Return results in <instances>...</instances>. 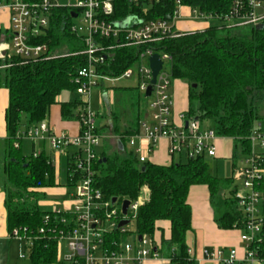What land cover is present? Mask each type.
I'll return each mask as SVG.
<instances>
[{"label":"trees","instance_id":"trees-1","mask_svg":"<svg viewBox=\"0 0 264 264\" xmlns=\"http://www.w3.org/2000/svg\"><path fill=\"white\" fill-rule=\"evenodd\" d=\"M7 1L0 0V5ZM180 2L212 15H222L229 8L228 0ZM112 5L110 21H122L132 13L151 20L171 19L176 8L175 0H159L147 7L127 0H112ZM70 10L67 6L54 8L45 32L30 39V44H47V56L32 60L11 53L0 58V87L8 93L4 112L6 135L0 138V174L4 175L2 188L8 232L15 227H25L35 233L43 226L42 218L48 210H41L37 200L25 203L22 198L27 194L45 195L46 188L56 185V166L44 152L25 155L19 147L13 146L18 133L45 120L53 104L58 105L63 120L76 118L74 109L81 101L79 98L73 102L58 99L63 90L75 91L74 79L86 64L85 56L80 54L84 49L82 37L70 29L73 24ZM233 30L212 25L177 37L165 36L143 46H119L120 40L113 38H96V41L105 47L113 46L107 50L108 64L104 69L114 76L132 66L145 46L159 54H168L171 78L186 82L189 102L197 101L196 111L189 106L186 115L197 120L211 119L216 135L232 141L234 166L237 151H249L252 130L264 131V115L257 111L258 105L264 102V29L247 27L239 34L231 33ZM2 37L7 41L10 34L5 35L0 29V39ZM193 84L196 87H192ZM117 88L132 89L130 86ZM141 118L143 113L138 110L133 127L129 126L124 130L125 135L122 134L121 150L98 154L93 164L95 181L106 199L116 197L118 203L124 199L140 200L134 219L137 234L152 237L156 223L168 221L169 237L162 238L156 245L160 258L167 259L170 264H196L185 241L186 233L191 230L188 189L192 185H205L215 223L221 229H232L239 227L244 219L231 196L232 179L211 174L205 158H180L176 162L172 159L167 165L147 161L140 165L125 142L138 131ZM70 161L66 159L64 186L72 185L74 180L68 176ZM250 248L255 250L259 260H264V228L261 238ZM28 258L29 264L56 263L57 244L53 236L47 232L35 240Z\"/></svg>","mask_w":264,"mask_h":264},{"label":"built area","instance_id":"built-area-1","mask_svg":"<svg viewBox=\"0 0 264 264\" xmlns=\"http://www.w3.org/2000/svg\"><path fill=\"white\" fill-rule=\"evenodd\" d=\"M136 6H152L159 0H127ZM228 11L222 15L205 14L197 8L183 6L180 0H175L176 8L171 19H146L144 16L132 13L122 21H110L113 13L112 0H74L73 4L65 5L70 14L81 16L87 24L88 33L79 34L75 23L70 26L72 32L82 37L84 49L80 51L86 58V64L80 68L74 79L75 92L79 95L77 106V121L79 133L70 136L65 132L56 133L51 130L45 120L23 129L17 135L40 141L47 140L50 147L58 154L71 159L68 172L70 185L68 202L63 208L48 210L43 215V226L35 233L25 227H15L8 232V238L20 245L18 256L24 257L20 243L25 242L27 256L35 240L50 233L57 244L56 264H143L146 258L158 257L153 237L129 232L127 224L134 222L140 200L129 201L126 214L121 212V204H112L111 198H104L95 181L93 164L98 157L97 146L100 135L95 126L96 113L88 106V97L94 87L104 89L114 85L121 79L135 78L138 90L146 99V114L138 121V131L126 139V144L133 151L141 165L149 161L157 141L166 138L167 154L170 158H205L216 155V140L218 136L213 128H201L199 120L189 117L186 112L178 114L179 122L172 119L173 99L170 93V56L159 54L153 48L145 46L138 53V58L132 66L119 75L105 73L108 64L107 50L113 46H103L96 38H113L120 40L119 46H143L159 41L161 38L177 37L184 33L199 31H174V18L179 15L181 7H185L196 16L226 21V28L262 26L264 29V0H228ZM64 5L56 0H38L28 3L23 0H8L0 5L9 13L7 41H0V58L11 53L24 59L37 60L47 56L48 46L45 43L30 44L31 38L42 35L48 28L52 10ZM72 19L74 17H71ZM231 19H240L237 24H231ZM118 24V26H117ZM227 25V26H226ZM157 53L161 60V68L155 82L150 83L152 75L149 68V57ZM151 86L149 96L146 89ZM250 149L242 155L244 165L241 168V186L234 185L231 194L236 209L244 216L239 227V239L243 243V256L239 264H255L259 260L255 250L250 245L259 240L264 228V131L254 128L249 137ZM15 148L19 143H14ZM38 153H33L36 156ZM235 165L233 166V171ZM234 184L235 176L231 177ZM127 220L120 226L121 220ZM130 234L131 242L125 239ZM150 237V238H149ZM65 241L62 256L59 254V244ZM154 248L156 249L154 251ZM188 253L191 250L188 249ZM207 258L219 260L223 264L235 262L236 250L230 249L227 258L222 259L221 249H205ZM191 255V254H190Z\"/></svg>","mask_w":264,"mask_h":264},{"label":"rangeland","instance_id":"rangeland-1","mask_svg":"<svg viewBox=\"0 0 264 264\" xmlns=\"http://www.w3.org/2000/svg\"><path fill=\"white\" fill-rule=\"evenodd\" d=\"M60 5H70L74 3V0H56ZM1 9V8H0ZM1 11V10H0ZM81 16L78 15L74 17L72 21L75 23L77 31L79 34L86 35L88 33L87 24L81 20ZM240 19H231V24H237L240 22ZM227 24L226 21H220L213 18L199 17L196 16L195 13H190L189 10L185 7H181L179 11V15L174 18V31L180 32L185 30H195V29H203L204 27L212 26V25H222ZM227 26V25H226ZM4 28V25L2 26ZM247 30V27H235L231 32L233 34H239ZM5 35L8 33L7 30L2 31ZM3 40V37L0 41ZM122 86H130L132 89H128L124 91L117 87ZM187 83L182 80H171L170 82V93L172 99L175 100L176 96L183 93L184 88H186ZM79 95L73 90H63L58 99L64 102H73L75 99H78ZM138 101V104L135 103ZM132 105V106H131ZM88 106L91 111L96 113L95 117V126L99 129L109 126L108 129H105L102 132V135L105 140L100 138V146L105 145V141L109 146L115 148V141L121 140L122 134H124V130L129 128V126L133 127L134 120L137 116V112L139 110L140 113H143V116L146 114L147 105L146 99L143 94L138 90L137 83L135 78L130 79H121L116 82L113 86L109 85L104 89H100L99 87H94L91 89L89 97H88ZM189 106L192 110L196 111L197 101L192 99L190 101ZM116 111L114 113L109 112ZM257 111L260 114L264 115V102L258 105ZM74 112L77 113V108L74 109ZM58 116V107L57 104H53L48 111L46 120L51 117L55 119ZM128 120L129 125H126L125 122ZM124 122V123H123ZM110 123V124H109ZM125 125V126H124ZM199 125L201 128H213V121L211 119H201L199 120ZM124 126V130H122ZM126 138V137H125ZM124 138V139H125ZM127 139V138H126ZM40 140H30L22 137L14 141V143H19L21 148V153L25 155H31L37 148H33V146L38 147V143ZM45 142V150L44 153L49 155H57L60 158V164L56 166V177L55 183L56 185L49 188V190L45 193V195L41 194H31L28 196H24L22 201L25 203H30L34 200H37L38 206L41 210H52L57 208H63L64 205L68 202V191L71 189L70 186H64L63 183L66 180V163L65 157L61 154H58L55 150H53L48 144L47 140ZM216 146L220 149L218 153L221 155L219 158H211L205 157V161L207 162L208 170L211 174L219 177V178H227L228 176L232 177L234 174L235 180L234 184L237 187L241 186V168L244 165L242 162V155L237 151L236 159H235V170L233 171V162L231 159V147L232 141L230 139L223 140L217 139ZM126 148L129 150V146L127 144ZM39 154V153H38ZM175 162L178 161V156H174L172 158ZM183 160V159H182ZM55 163H58L55 160ZM61 184V185H60ZM227 195L229 191L225 192ZM127 230L129 232H135L134 222H129L127 224ZM150 238V237H149ZM125 239L129 242L133 240L130 234L125 236ZM18 242L13 240L11 245L9 246V251L6 250L3 257L0 258V264L2 261L6 260V254L8 255L9 263L11 264H29V258L27 256V251L25 248V242L23 241L21 244L22 250L24 252V257H18ZM65 249V241L63 240L59 244V254L62 256Z\"/></svg>","mask_w":264,"mask_h":264},{"label":"crops","instance_id":"crops-1","mask_svg":"<svg viewBox=\"0 0 264 264\" xmlns=\"http://www.w3.org/2000/svg\"><path fill=\"white\" fill-rule=\"evenodd\" d=\"M0 29L7 30L9 27V13L6 9H0ZM4 25V28L2 27ZM206 28V27H204ZM203 28V29H204ZM202 30V29H200ZM191 31V30H185ZM9 33V31H8ZM8 102V93L4 87H0V138H4L6 135L5 132V119L4 112ZM189 100H188V85L184 88L183 93L180 92L179 95L176 96L175 100L173 99V107H172V119L175 122H179L178 114L182 112H186L189 108ZM58 107V105H57ZM110 113H116L109 112ZM48 126L52 131L59 133L65 132L70 136H75L79 133V123L76 118L63 120L59 113L58 107V116L53 119L49 118L45 119ZM124 123V122H123ZM110 124V123H109ZM126 125H129L128 120L125 122ZM110 126V125H109ZM109 126L104 128H97L98 134L100 138L103 140L104 137L102 132L105 129H108ZM125 126V125H124ZM122 128L124 130L125 128ZM217 139L228 140L227 138L218 137ZM45 142L40 141L38 143V147L33 146V148H37L35 153L44 152ZM126 144V142H125ZM167 145L168 141L166 138H161L157 141L152 153L149 155L148 160L151 163L159 164V165H167L172 161L167 154ZM19 148H21L19 144ZM122 145L119 140L115 141V148H112L105 141V145L97 146V153L99 154L102 151H106L107 153H113L117 150H121ZM128 150V149H127ZM130 150V148H129ZM219 148L216 146V155L212 158H219L221 155L219 152ZM232 154V147L230 150ZM51 162L58 166L60 164L59 156L49 155L48 156ZM55 160L58 163H55ZM66 163V157H65ZM233 166V164H232ZM230 177V176H228ZM4 181V175L0 174V258L4 256L6 250L9 251V246L11 245L12 239H9L7 222H6V208H5V193L2 188V183ZM61 185V184H60ZM50 187L45 189V193L49 190ZM187 202L191 209V230L186 233L185 241L188 246V249L191 250V256L193 257L196 264H223V262L211 258H207L203 254V250L208 249H221L222 254L221 258L225 259L229 255L230 249L236 250L235 262L233 264H239L240 259L243 256V243L240 241V230L238 228L232 229H221L217 226L214 221L213 211L209 203V193L208 189L205 185H192L189 187L187 192ZM47 211V210H44ZM157 229L154 231L152 237L155 245H159L162 238H168L170 234V227L168 221H158L156 223ZM20 250V245L18 244V253ZM19 257V256H18ZM2 264H11L8 260V255L6 254V260L2 261ZM56 264V263H53ZM143 264H170L169 261L165 258H160L159 256L156 258H146ZM255 264H264V261H258Z\"/></svg>","mask_w":264,"mask_h":264},{"label":"water","instance_id":"water-1","mask_svg":"<svg viewBox=\"0 0 264 264\" xmlns=\"http://www.w3.org/2000/svg\"><path fill=\"white\" fill-rule=\"evenodd\" d=\"M70 15H71V17H75V14H73V13H71ZM117 26H118V24H117ZM256 29H262V26H257ZM148 63H149V68L151 70V75H152L150 83L153 84L155 82V78L157 76V73L161 68V60L159 58V55L157 53L152 54L148 59ZM192 87H196V85L193 84ZM150 92H151V86H148V88L146 89V92H145V96H149ZM143 168L144 167H142V169ZM116 200H117L116 197H112L111 203L114 204L116 202ZM128 205H129V200L124 199L122 201V204H121V212L123 215L126 214ZM126 223H127V220L124 219V220H121L119 222V225L122 226V225H125ZM138 239L139 240L141 239V235L138 236ZM155 250L156 249L154 248V251Z\"/></svg>","mask_w":264,"mask_h":264}]
</instances>
